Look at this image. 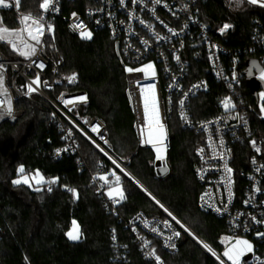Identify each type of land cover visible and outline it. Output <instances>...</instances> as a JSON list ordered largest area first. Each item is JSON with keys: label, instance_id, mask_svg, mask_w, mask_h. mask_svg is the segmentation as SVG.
<instances>
[{"label": "trees", "instance_id": "obj_1", "mask_svg": "<svg viewBox=\"0 0 264 264\" xmlns=\"http://www.w3.org/2000/svg\"><path fill=\"white\" fill-rule=\"evenodd\" d=\"M41 3L43 0H22L21 8L24 13L40 15ZM198 6L200 19L211 33L223 23L231 25V30L220 37L226 47L249 49L242 55L244 77L239 91L252 108L251 126L254 135L263 140L264 162V120L245 75L248 60H257L264 67V49H253L252 41L255 21L264 28V7L246 0H199ZM0 19L8 27L18 25L13 9H0ZM45 48L51 56L59 52L64 57L63 73L78 75L71 89L87 93L89 103L81 109L82 115L105 122L112 150L129 161L127 171L196 236L218 252L224 251L221 239L229 232L226 220L202 210L198 203L201 186L196 179V150L203 142L202 135L183 129L174 116L167 125L169 149L162 159L169 171L158 176L155 152L149 146H139L126 80L127 69L133 65L116 51V41L102 30L90 39L81 38L58 18L45 38ZM0 50L11 57L1 42ZM189 77L190 81L205 79L210 83L209 91L191 102L195 119L217 115L216 100L225 88L211 78L203 61H192ZM17 107L24 109V115L0 127V264H153L141 255L124 221L137 212L162 215L158 208L128 178L119 175L123 191L117 207L120 215L109 214L90 184L92 175L103 174L101 156L80 141L78 154L54 158L64 142L49 113L25 100ZM80 157L85 163L83 169L78 163ZM249 157L245 145H235L232 166L236 174L249 168ZM36 172L45 180H57L58 186L48 190L45 183L37 188L13 183ZM114 175L118 174L107 176L108 183ZM63 185L75 189V194L64 192ZM73 221L80 228L77 241L66 235ZM150 240L164 264H217L183 231L175 253L166 252L159 240ZM116 243L127 252L118 250Z\"/></svg>", "mask_w": 264, "mask_h": 264}, {"label": "built area", "instance_id": "obj_2", "mask_svg": "<svg viewBox=\"0 0 264 264\" xmlns=\"http://www.w3.org/2000/svg\"><path fill=\"white\" fill-rule=\"evenodd\" d=\"M6 2L13 6L0 9H13L18 25L3 26L10 30H20L22 35V39L16 36L9 39L15 41L21 49L26 42L34 46L36 52L26 57L14 51L10 43L0 40L11 54L8 57L0 50V64L4 66L3 88L6 90V96L0 94V101H3L0 114H4L3 119H0V127L24 115V109L17 107L21 100L46 110L51 124L59 129L64 142L55 151L54 158L78 154L80 141L87 143L101 156L100 169L103 174L92 175L90 184L94 187L95 195L102 197L109 214L119 217L117 207L122 201L120 197H110L107 194V178L100 179L110 174L128 178L161 212L162 215L152 216L137 212L124 221L141 255L157 264L155 257L147 255L155 250L151 238L159 240L166 252L175 253L180 232L187 233L185 225L127 171L129 161L121 159L112 150L105 122L98 117L82 115L81 109L89 101L86 91L71 89L78 75L63 73L64 57L59 52L51 56L45 48V38L58 18L71 33L79 37L84 31L91 33V36L97 31H104L111 40L116 41L122 57L133 65L130 68L133 71H128L126 80L139 146H148L143 131L147 126L156 124L153 98L159 113V123L166 131L165 151L169 149L167 125L174 116L183 129L202 135L203 142L196 150L199 160L196 179L201 186L199 207L226 220L229 229L228 235L223 237L227 239L226 249L235 245L236 240L251 243L252 251L240 256L239 264H260L264 261V237L258 235L264 233L263 140L253 133L250 119L252 108L239 91L244 77L242 55L249 49H231L220 41V37L231 30L230 27L223 33L220 31L228 23H223L215 34L211 33L200 19L199 0H159V3L156 0H51L48 10L41 8L40 15L24 13L22 0L18 9L14 0ZM71 4H75L76 9H72ZM255 4L262 6L264 0H257ZM24 16H30L31 19L24 22ZM33 20L42 26V33L35 31ZM79 24L83 27H75ZM26 27L32 30L33 35H38L39 43L24 30ZM252 41L253 49H264V28L258 21H255ZM193 60L205 62L211 78L225 88V93L216 100L218 114L201 120L195 119L191 102L199 94L207 93L210 83L205 79L190 81V64ZM150 61L156 65L154 77L134 69ZM40 64H43V68L39 67ZM73 75L76 79L70 82L69 78ZM37 77L38 83H33ZM29 85L35 91L28 92ZM81 96H85L86 100H80ZM144 97L149 98L147 119ZM225 98L231 99L235 105L233 109L225 110L222 103ZM8 100L12 107L11 116L6 114ZM261 119L264 120L263 112ZM93 128L97 131H93ZM237 144L245 145L250 152L249 168L239 174H236L232 166L234 147ZM78 163L83 169L85 163L81 157ZM226 168L231 169L230 174ZM58 184L55 179L45 180L48 190H53ZM61 188L64 192L69 191L66 185ZM253 217L260 223H256ZM116 245L118 250L127 252L124 247ZM210 248L212 253L216 252L212 246ZM155 255L159 256L156 250ZM247 256L250 257L248 261L245 260ZM214 259L218 264H232L218 253ZM160 261L164 264L161 258Z\"/></svg>", "mask_w": 264, "mask_h": 264}, {"label": "snow or ice", "instance_id": "obj_3", "mask_svg": "<svg viewBox=\"0 0 264 264\" xmlns=\"http://www.w3.org/2000/svg\"><path fill=\"white\" fill-rule=\"evenodd\" d=\"M50 2H51V0H43V3H41L40 7L42 9H44L45 11H47ZM156 2L159 3V0H156ZM237 2L239 3L240 0H237ZM249 2L255 4V3H257V0H249ZM14 3H15V6L17 7V9H18L19 8V5H20V0H14ZM12 6L13 5L7 3L6 0H0V7H12ZM262 6H264V5H262ZM73 15H75V14H73ZM22 19H23L24 22H27L28 20L31 19V17L30 16H24V17H22ZM32 23L34 25H36L35 31L38 34L39 33H42L43 28H42V26L39 25V22L36 21V20H33ZM75 27H83V25L82 24H79V25H76ZM230 27H231V25L225 24L220 29L221 33H223L224 31H226ZM50 28H51V26H49V29ZM24 30H27L28 31L29 36L33 40H36V43H39L40 42L39 39H38V35H33L32 30H30L27 27ZM12 36H16L18 39H22V35H21V31L20 30H10L7 27H4L3 26L2 19H0V40H3V41H6V42L10 43L11 48L14 51L19 52L20 55H23V56H26V57H30V56L35 55L36 49H35L34 46L29 45L26 42H24L23 43V49H21L17 45V43L15 41L9 39ZM81 37L82 38H85V39H90L91 38V33L86 32V31L81 32ZM39 67L43 68V64H40ZM147 67L148 68H151L152 65H148ZM3 68H4L3 64H0V94L6 96V90L3 88V75H2ZM127 70L130 71V72L133 71L132 69H127ZM260 78L261 79H264V72H261ZM75 79H76L75 75H73L72 77L69 78L70 82L71 81H74ZM38 81H39V78L37 77V80L33 81V83H38ZM33 91H35V89L32 88L31 85H29L28 86V92H33ZM142 94H143V90H142ZM79 99L80 100H86V97L85 96H81V97H79ZM222 103H223V106H224L225 110L233 109L235 107V105L232 103V101H231L230 98H225V100L222 101ZM2 104H3V101H0V105H2ZM152 109H153V117L155 119V122L159 126L160 130L162 131L163 125L159 123V113H158V109L156 107V102H155V99L154 98L152 100ZM261 111L264 112V107L261 108ZM144 112H145V118L147 119L148 118V115H149V98L148 97H144ZM6 114L9 115V116L12 115V107H11L10 100H8V103H7ZM3 115L4 114H0V119H3ZM93 131H97V129L96 128H93ZM145 142L146 143H152L153 142L152 141V137H151V133L149 134L148 140H146ZM252 143H253V146H255V141H253ZM156 151H157L156 159L157 160H162L163 157L160 155V149L157 148ZM257 151H260V149L257 148ZM19 171L21 173H23L24 172L23 167H21L19 169ZM226 171L229 174L231 173V169L226 168ZM36 176H39V173H37ZM33 178L35 179V177H33ZM100 179L106 180V177H100ZM21 182L27 184V183H29V180H28L27 177H23L22 180L21 179H17V180H14L13 181L14 184H20ZM37 182H39V181H37ZM116 183H117V185L119 184V177H117ZM37 190H39V189H37ZM69 191H72L75 194V189H69ZM113 192H115L120 197V199H123V191L119 187H116L115 189L109 191V196L110 197L113 196ZM202 199H203V197H202ZM116 202H119V201H116ZM216 211H219V209H216ZM252 219L254 221H256V218L255 217H253ZM256 223H260V221H256ZM153 230L155 231V229H153ZM66 235H67V237L70 240H73V241H76V240H78V239L81 238V234H80V231H79V227H78V225L76 224L75 221H73V228H72V230H70L68 233H66ZM175 235L178 236L179 233H175ZM258 235L261 236V237H264V233H258ZM169 239H171V237H169ZM235 245H241V246H243L242 248L239 249L237 255H235V256L233 255V248L227 249L223 253V255L225 257H227L230 261H232V264H239V258H240V256H242L245 252H251L252 251V245L247 240H236ZM174 246L175 245H172V247H174ZM204 247L207 248L209 252L212 251V249L207 244H204ZM147 255L155 257V259L157 261V264H162V262L160 261L159 256H156L155 255V250H152ZM213 255H215V253H213ZM260 264H264V261H261Z\"/></svg>", "mask_w": 264, "mask_h": 264}, {"label": "rangeland", "instance_id": "obj_4", "mask_svg": "<svg viewBox=\"0 0 264 264\" xmlns=\"http://www.w3.org/2000/svg\"><path fill=\"white\" fill-rule=\"evenodd\" d=\"M246 1H248L249 2V0H246ZM9 56V55H8ZM148 65H152V67L151 68H148L147 66ZM135 70H137V71H140V72H143V73H145L146 74V76H148V77H154V75H155V69H156V65H155V63L153 62V61H150V62H148V63H143V64H140L139 66H137L136 68H134ZM264 101V100H263ZM263 101H262V103H263ZM261 103V102H260ZM262 103H261V106L263 107V105H262ZM151 133V137H152V143H147V145L149 146V147H151L152 149H153V151L155 152V154H156V156H157V148H159L160 149V155L164 158L165 157V150H164V147H165V141H166V139H167V136H166V131H165V128L163 127V129H162V131L160 130V128H159V126L157 125V124H155V125H150V126H147L145 129H144V131H143V134L145 135V137H146V140H148V138H149V134ZM144 135H143V137H144ZM144 143V142H143ZM37 173H39V172H36L35 174H33V175H30V176H20L18 179H21L22 180V178L23 177H27L28 178V180H29V183H27V184H25V183H23V182H21L20 184H24V185H27V186H29V187H31V188H37V187H39V186H41V185H43L44 183H45V179H44V177L39 173V176H36V174ZM33 177H35V179L33 178ZM106 178H107V176H105ZM117 177H119V184L117 185V183H116V180H117ZM113 179L115 180V182L113 183V181L114 180H112L111 179V181H110V183H108L109 184V189L107 190V194L109 195V191L110 190H113V189H115L116 187H119L121 190H122V188H121V185H120V176L119 175H114V177H113ZM37 181H39V182H37ZM114 196H118L115 192H113V196L112 197H114ZM76 222V221H75ZM76 224H77V222H76ZM78 225V224H77ZM78 227H79V225H78ZM186 227V226H185ZM72 228H73V223H72V225H71V228H70V230H72ZM186 229H187V235L191 238V239H193L207 254H209L211 257H213V258H215V257H217V253L223 258V259H225V260H227L229 263H230V261L227 259V257H225L224 255H223V253L225 252V251H222V252H218L217 250H216V252H214L215 253V255H213V253L212 252H209L208 251V249L207 248H205L204 247V244H207L206 242H204L202 239H200L198 236H196L191 230H189L187 227H186ZM69 230V231H70ZM79 231H80V228H79ZM70 240V239H69ZM226 240L227 239H221V242H222V245H223V247H224V249H226V246L228 245V243L226 242ZM71 241H73V240H71ZM77 241V240H76ZM208 245V244H207ZM209 246V245H208ZM210 247V246H209ZM243 246H241V245H235V247L233 246L232 248H233V255L235 256V255H237L238 254V251H239V249L240 248H242ZM218 264V263H217Z\"/></svg>", "mask_w": 264, "mask_h": 264}, {"label": "water", "instance_id": "obj_5", "mask_svg": "<svg viewBox=\"0 0 264 264\" xmlns=\"http://www.w3.org/2000/svg\"><path fill=\"white\" fill-rule=\"evenodd\" d=\"M119 47L116 44V51L118 52ZM264 67L259 63V61L251 59L248 60L246 63V70L245 75L248 78V85L251 89L252 94L257 98V93L259 90H264V81L257 78L258 74L263 72ZM16 120H11V123L15 122ZM156 173L158 176L163 177L165 176L169 169L164 160H157L155 163ZM250 257H246L245 260L248 261Z\"/></svg>", "mask_w": 264, "mask_h": 264}, {"label": "crops", "instance_id": "obj_6", "mask_svg": "<svg viewBox=\"0 0 264 264\" xmlns=\"http://www.w3.org/2000/svg\"><path fill=\"white\" fill-rule=\"evenodd\" d=\"M263 72H264V70H263ZM257 78L258 79H261L260 78V74H258L257 75ZM261 80H263L264 81V79H261ZM257 99L259 100V107H260V109L262 108V106H261V103H262V101L264 100V90H259L258 91V93H257ZM261 102V103H260ZM264 113V112H263ZM116 197H119V196H116ZM233 246H235V245H233ZM232 246V247H233ZM232 247H230V248H232ZM227 249H225L224 251H226ZM228 259V258H227ZM229 260V259H228ZM230 261V260H229ZM230 262H232V261H230Z\"/></svg>", "mask_w": 264, "mask_h": 264}]
</instances>
